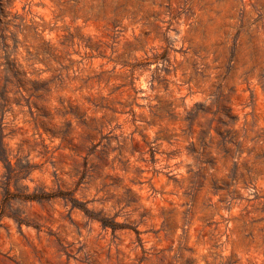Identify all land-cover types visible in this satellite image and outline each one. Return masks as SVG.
I'll use <instances>...</instances> for the list:
<instances>
[{"label":"clouds","instance_id":"9594fccd","mask_svg":"<svg viewBox=\"0 0 264 264\" xmlns=\"http://www.w3.org/2000/svg\"><path fill=\"white\" fill-rule=\"evenodd\" d=\"M0 264H264V0H0Z\"/></svg>","mask_w":264,"mask_h":264}]
</instances>
